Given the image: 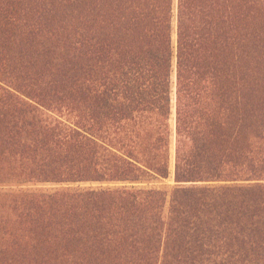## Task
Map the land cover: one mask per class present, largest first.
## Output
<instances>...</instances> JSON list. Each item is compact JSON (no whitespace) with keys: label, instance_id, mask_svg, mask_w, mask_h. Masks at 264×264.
Segmentation results:
<instances>
[{"label":"trees","instance_id":"obj_1","mask_svg":"<svg viewBox=\"0 0 264 264\" xmlns=\"http://www.w3.org/2000/svg\"><path fill=\"white\" fill-rule=\"evenodd\" d=\"M0 264H264V0H0Z\"/></svg>","mask_w":264,"mask_h":264},{"label":"rangeland","instance_id":"obj_2","mask_svg":"<svg viewBox=\"0 0 264 264\" xmlns=\"http://www.w3.org/2000/svg\"><path fill=\"white\" fill-rule=\"evenodd\" d=\"M168 182H169V183H173V181H171V180H169Z\"/></svg>","mask_w":264,"mask_h":264}]
</instances>
